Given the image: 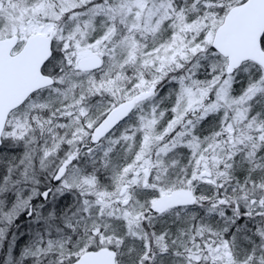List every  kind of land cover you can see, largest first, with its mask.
Returning <instances> with one entry per match:
<instances>
[{"label": "snow or ice", "instance_id": "6c2138e0", "mask_svg": "<svg viewBox=\"0 0 264 264\" xmlns=\"http://www.w3.org/2000/svg\"><path fill=\"white\" fill-rule=\"evenodd\" d=\"M0 264H264V0H0Z\"/></svg>", "mask_w": 264, "mask_h": 264}]
</instances>
